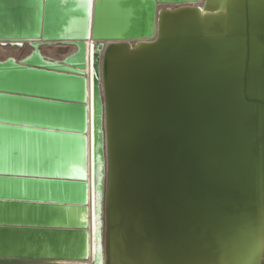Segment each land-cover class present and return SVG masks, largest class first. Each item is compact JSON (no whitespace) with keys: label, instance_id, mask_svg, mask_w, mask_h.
Instances as JSON below:
<instances>
[{"label":"water","instance_id":"water-1","mask_svg":"<svg viewBox=\"0 0 264 264\" xmlns=\"http://www.w3.org/2000/svg\"><path fill=\"white\" fill-rule=\"evenodd\" d=\"M6 45L0 264H264V0H0Z\"/></svg>","mask_w":264,"mask_h":264},{"label":"bare ground","instance_id":"bare-ground-1","mask_svg":"<svg viewBox=\"0 0 264 264\" xmlns=\"http://www.w3.org/2000/svg\"><path fill=\"white\" fill-rule=\"evenodd\" d=\"M7 46H9V45H6L5 47H7ZM1 47V46H0ZM28 46L27 45H24L23 46V48L22 49H20V48H17V50H15L16 48L15 47H9L8 49H6V48H0V55H3V54H7V53H9V52H15V53H17V52H21V50L23 51V50H26V48H27ZM46 47V48H45ZM49 47V48H48ZM43 49V51H48V53L50 54V55H53V56H57V55H62V57H60V58H57V59H61V58H63L65 55H67V54H69V53H71V52H73L74 51V47L73 46H60V45H56V46H42V47H40V49ZM26 53H29V52H26ZM12 54H14V53H12ZM42 54V53H41ZM43 55V54H42ZM45 56V55H44ZM3 58H6V57H2V58H0V59H3ZM52 58V57H51ZM54 59H56V58H54ZM90 75V74H89Z\"/></svg>","mask_w":264,"mask_h":264},{"label":"rangeland","instance_id":"rangeland-1","mask_svg":"<svg viewBox=\"0 0 264 264\" xmlns=\"http://www.w3.org/2000/svg\"><path fill=\"white\" fill-rule=\"evenodd\" d=\"M10 46H7V47H0L1 49L2 48H6V49H8ZM16 49L15 50H17V47H15ZM46 48V47H45ZM49 48V47H48ZM30 51V48L29 47H27L26 48V50H21V52H17V53H15V52H9V53H7V54H3V55H0V58H2V57H19L20 55H23V54H26V52H29ZM40 51H41V53L43 54V55H45V56H48V57H52V58H60V57H62V55H57V56H53V55H50L49 53H48V51H43V49L41 48L40 49ZM12 53H14V54H12Z\"/></svg>","mask_w":264,"mask_h":264}]
</instances>
